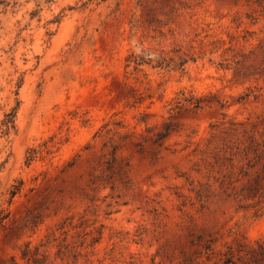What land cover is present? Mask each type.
<instances>
[{"label":"rangeland","instance_id":"1","mask_svg":"<svg viewBox=\"0 0 264 264\" xmlns=\"http://www.w3.org/2000/svg\"><path fill=\"white\" fill-rule=\"evenodd\" d=\"M249 136L264 0H0V264H264Z\"/></svg>","mask_w":264,"mask_h":264},{"label":"trees","instance_id":"2","mask_svg":"<svg viewBox=\"0 0 264 264\" xmlns=\"http://www.w3.org/2000/svg\"><path fill=\"white\" fill-rule=\"evenodd\" d=\"M135 62L137 65H142L146 63L145 59L142 57H135ZM167 62L166 59H163L161 62L157 63V67L164 66V63ZM186 63V61L182 62V66ZM248 95L242 97L240 100H245ZM186 103H189L193 106L194 109L201 108V100L191 97L190 99H184ZM179 127L176 122L170 117L169 119L165 120L162 127L158 128H147V136H143L145 142H150L151 145L154 147L161 148L164 146L165 142L176 133H179ZM138 146L141 150L144 149L143 143H139ZM231 150H237L236 154H233V158L230 160H235L236 158H240L238 162L242 160H248L249 165L252 161H258L264 155V141H259L253 136H249L245 139L244 142H240L239 146L235 145L231 148ZM227 152V151H225ZM250 156L252 158L250 159ZM28 254H24V259H26ZM35 256V255H34ZM34 264H45L44 261H41L38 258L32 259Z\"/></svg>","mask_w":264,"mask_h":264}]
</instances>
